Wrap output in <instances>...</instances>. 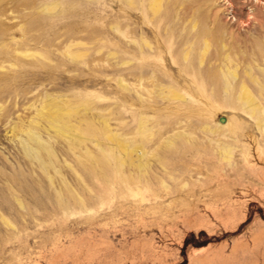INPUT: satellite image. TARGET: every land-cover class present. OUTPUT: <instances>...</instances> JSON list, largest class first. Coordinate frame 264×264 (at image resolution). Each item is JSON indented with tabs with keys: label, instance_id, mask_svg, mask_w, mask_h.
<instances>
[{
	"label": "rangeland",
	"instance_id": "374dc122",
	"mask_svg": "<svg viewBox=\"0 0 264 264\" xmlns=\"http://www.w3.org/2000/svg\"><path fill=\"white\" fill-rule=\"evenodd\" d=\"M149 8L0 0V264H264V0Z\"/></svg>",
	"mask_w": 264,
	"mask_h": 264
},
{
	"label": "bare ground",
	"instance_id": "6f19581e",
	"mask_svg": "<svg viewBox=\"0 0 264 264\" xmlns=\"http://www.w3.org/2000/svg\"><path fill=\"white\" fill-rule=\"evenodd\" d=\"M158 1L159 0H149V4H150V8L152 7L153 9H154V12H155V9H156V6H157V3H158ZM162 1V0H161ZM159 5V4H158ZM148 7V6H147ZM161 7V6H160ZM149 8V9H150ZM151 8V9H152ZM148 9V8H147ZM159 10V9H158ZM151 11H153V10H151ZM153 14V13H152ZM203 46H204V48L207 46V41L205 40V39H203ZM204 52V51H203ZM203 55V54H202ZM200 59H202V58H200ZM219 59H221V57L219 58ZM201 61V60H200ZM221 61L223 62V66L224 67H226V68H224L223 70H221L220 72H221V74H222V77H224L223 79H225V84H226V86H229V85H231V83H230V78H233L234 77V73H235V71H234V69H230L229 68V65L232 63V60L227 56V55H224V56H222V59H221ZM247 77H248V79L249 80H251V81H253V82H256L257 81V79L254 77V76H252V75H250V73H248L247 74ZM258 82V81H257ZM237 85H238V91H240V93H238L239 94V97L238 98H241L242 100L241 101H243L245 104H247V105H249V106H252V107H254V105H255V109L257 108L256 107V100H255V97H253L251 94H250V92L247 90V87H246V85H245V83H244V80H240L238 83H237ZM261 85V84H260ZM261 90V89H260ZM241 94V95H240ZM258 103V102H257ZM259 104V103H258ZM258 106H260V105H258ZM43 109H44V107L42 106V108H41V110H40V112H39V115L41 116V117H44L49 123L50 122H53V123H56V122H61V120H62V114H60L61 112H57L58 110L56 109V110H50V111H48V112H43ZM258 109H262V108H258ZM60 111V110H59ZM261 111V110H260ZM262 111H263V109H262ZM261 111V112H262ZM263 113V112H262ZM262 113L261 114H259L260 116H262ZM60 115H62V116H60ZM65 116V115H64ZM141 122V121H140ZM37 122H35V121H33V124H36ZM142 123V122H141ZM62 124V123H61ZM64 125H66V124H64ZM64 125H63V127H64ZM142 125H143V123H142ZM141 126V125H140ZM143 127H145L144 125L142 126V128ZM105 128H106V130L108 131V135H109V133H110V136H112L113 138L114 137H117L115 134H114V132H113V134H112V129L108 126V125H106L105 126ZM146 128V127H145ZM61 129H59V131H60ZM105 130V131H106ZM147 130V129H146ZM56 131H58V129L56 130ZM107 131H106V133H107ZM141 131H142V129H141ZM143 131H145V130H143ZM150 131V130H149ZM146 132H148V130L146 131ZM143 133V132H142ZM144 134V133H143ZM27 135L29 136V138L32 140V141H34V143H36L37 144V146L40 148H44V149H46V150H49V148H48V144L46 143V142H44L43 140H41V138H40V136H39V134L36 132V131H33L32 129L31 130H29V131H27ZM145 135V134H144ZM146 135H147V133H146ZM109 137V136H108ZM110 139H111V137H110ZM116 139V138H115ZM117 140V139H116ZM115 140V141H116ZM118 141V140H117ZM119 141H120V138H119ZM120 143V142H119ZM121 144H122V142H121ZM124 145V144H123ZM24 149L26 150V151H28V152H32V153H36V151H38L37 150V148L36 147H32V146H29L27 143L24 145ZM127 149V148H126ZM134 148H132V150L131 151H134L133 150ZM51 151V150H50ZM50 153V152H49ZM41 160V159H40Z\"/></svg>",
	"mask_w": 264,
	"mask_h": 264
}]
</instances>
